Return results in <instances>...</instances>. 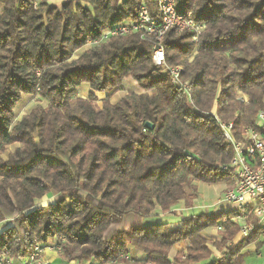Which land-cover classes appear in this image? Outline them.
I'll list each match as a JSON object with an SVG mask.
<instances>
[{"label":"trees","instance_id":"16d2710c","mask_svg":"<svg viewBox=\"0 0 264 264\" xmlns=\"http://www.w3.org/2000/svg\"><path fill=\"white\" fill-rule=\"evenodd\" d=\"M145 3L155 16L156 0ZM140 4L0 0V221L14 217L0 232V264L3 256L26 257L36 242L51 238L67 260L125 261L130 244L147 255L146 264H196L210 256L202 230L213 225L222 229L214 245L224 251L209 264H242L237 253L259 235L254 231L226 245L238 223L221 221L224 213L192 214L176 225L127 222L149 217L157 206L162 213L179 201L190 206L196 196L192 181L233 179L231 170L221 168L233 150L220 123H232L236 140L245 128H258L264 110V0H175L176 10L191 11L204 23L197 42L190 31L165 33L166 65L180 67L179 83L171 82L166 67L154 65L151 42L135 32L112 36L71 59L103 30L135 20ZM125 78L141 92L112 103L110 93ZM185 81L188 92L180 85ZM84 82L87 98L76 96ZM98 92L109 94L96 109ZM22 94L48 103L15 121ZM53 193L60 194L55 202L28 211ZM181 241L187 248L170 260V248Z\"/></svg>","mask_w":264,"mask_h":264},{"label":"built area","instance_id":"2783aa9c","mask_svg":"<svg viewBox=\"0 0 264 264\" xmlns=\"http://www.w3.org/2000/svg\"><path fill=\"white\" fill-rule=\"evenodd\" d=\"M157 13L152 16L144 1L141 2L135 20H125L102 31L98 39L91 40L90 45H97L112 36L127 33H138L142 40L151 42V59L154 65L166 67L173 83H179L180 67H168L162 45L165 33L173 29L175 33L192 32L194 42L204 29V23L197 22L192 12H180L175 8V0H156ZM186 92L189 91L187 81L180 83ZM245 100V99H244ZM256 124L258 128L244 129L240 140L231 134V122L220 123L224 137L232 145L230 162L222 166L231 170L233 179L223 194V200L233 205V210L226 212L221 221L231 219L238 223V232L242 238L254 231L264 236V110L259 111ZM218 229H221L217 225ZM43 245L36 242L32 252L24 257V264H47L41 261ZM60 252V246L56 245ZM2 264H10L8 257L3 256Z\"/></svg>","mask_w":264,"mask_h":264},{"label":"crops","instance_id":"0c3cea01","mask_svg":"<svg viewBox=\"0 0 264 264\" xmlns=\"http://www.w3.org/2000/svg\"><path fill=\"white\" fill-rule=\"evenodd\" d=\"M146 1V0H141ZM81 91L89 93V87L87 83L80 84ZM78 89V88H77ZM107 95V94H106ZM81 96V95H80ZM192 185L196 187V196L192 200V205L186 207L183 201H179L169 213H162L160 208L157 206L151 213L149 217L138 218L132 217L127 223L128 225L138 226L148 222H166L170 225L179 224L181 220L189 217L192 214L199 213H224L233 210V205L223 200V192L226 187V183H213L207 184L197 181H192ZM202 185H207L208 187H203ZM189 190L187 193H191V189L187 186ZM222 218V219H223ZM10 224V221L0 222V232L5 229ZM222 229H218L217 225L208 226L202 230V234L207 239V246L210 249V256L196 264H209L218 258H220L223 248H218L214 245V242H220ZM242 239L239 232L235 236L226 242V245L230 243H236ZM57 241L55 238L49 239L43 246V251L41 253V261L47 264H146L147 255L140 249L133 247L128 244L126 246V256L125 261L107 262L100 263L95 258H85V259H64L60 252L56 249ZM188 246L187 241H181L174 244L169 252L168 258L172 260L176 254L183 252ZM242 260V264H264V236L257 235L252 238L248 243H246L240 251L237 253ZM10 264H24V257H10L8 256Z\"/></svg>","mask_w":264,"mask_h":264},{"label":"rangeland","instance_id":"374dc122","mask_svg":"<svg viewBox=\"0 0 264 264\" xmlns=\"http://www.w3.org/2000/svg\"><path fill=\"white\" fill-rule=\"evenodd\" d=\"M81 4L88 6L87 3L81 1ZM92 45H90L89 43L85 44L82 48L76 50L71 59H76L85 49H87L88 47H90ZM196 52V46L195 48L193 49V52L188 56V60L191 61L193 59V56ZM85 83V82H84ZM88 84V83H87ZM89 87V85H88ZM141 92V89L139 88V86L136 84L135 81H133L131 78H125L123 79V82H122V88L118 91H115V92H111L110 94V101L113 103V102H116L117 100H119L122 96H124L127 92ZM89 92H90V87H89ZM89 94V93H88ZM106 94L108 95L109 92H98L96 93V96H97V100L94 101V107L96 109H99L101 107V101L102 99H104L106 97ZM81 95V96H80ZM76 96H79V97H82V98H87L88 95L87 93H85V91H81L80 87H78V89H76ZM239 99H241L242 101L246 102L247 99L246 97L243 95H241L239 97ZM245 99V100H244ZM48 101L46 99H43L41 97H39L38 95H30V94H22V97L21 99L19 100V102L17 103V105L15 106L14 110H13V113H14V120L15 121H18L21 119L22 116L26 115L27 113H29L35 106H41V107H46ZM214 111V109H213ZM18 145L17 143L14 144V145H9L6 147V152L7 151H12L14 146ZM6 152H4L2 154V156H6ZM219 183H222V182H219ZM226 183V187L224 189V192L225 190L230 186V182H224ZM208 184V183H207ZM203 187H208L207 185H202ZM187 191L189 190L188 188H186ZM223 192V193H224ZM60 197V194L58 193H53V194H50V195H44L38 199L35 200L34 202V206L32 208H30L28 211H31L33 210L35 207H40V206H44L48 203H53L55 202L58 198ZM184 202V201H183ZM185 204V203H184ZM192 205V203H191ZM190 205V206H191ZM187 207V206H186ZM189 207V206H188ZM169 213V212H168ZM13 218H8V219H4L2 221H10V224L8 226H11L13 224ZM0 221V222H2ZM7 226V227H8ZM8 257V256H7Z\"/></svg>","mask_w":264,"mask_h":264},{"label":"water","instance_id":"95a60500","mask_svg":"<svg viewBox=\"0 0 264 264\" xmlns=\"http://www.w3.org/2000/svg\"><path fill=\"white\" fill-rule=\"evenodd\" d=\"M145 126L149 129H152L153 125L150 122H146Z\"/></svg>","mask_w":264,"mask_h":264}]
</instances>
